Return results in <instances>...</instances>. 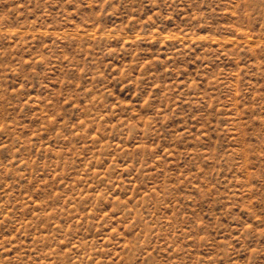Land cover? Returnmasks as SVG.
I'll return each mask as SVG.
<instances>
[{"label": "rangeland", "instance_id": "rangeland-1", "mask_svg": "<svg viewBox=\"0 0 264 264\" xmlns=\"http://www.w3.org/2000/svg\"><path fill=\"white\" fill-rule=\"evenodd\" d=\"M0 264H264V0H0Z\"/></svg>", "mask_w": 264, "mask_h": 264}]
</instances>
